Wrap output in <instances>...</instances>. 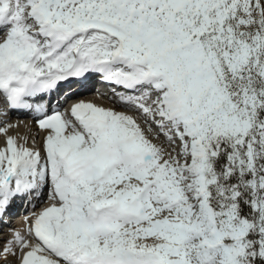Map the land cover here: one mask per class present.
I'll list each match as a JSON object with an SVG mask.
<instances>
[{"label": "snow or ice", "instance_id": "snow-or-ice-1", "mask_svg": "<svg viewBox=\"0 0 264 264\" xmlns=\"http://www.w3.org/2000/svg\"><path fill=\"white\" fill-rule=\"evenodd\" d=\"M46 189L0 264H264V0H0V225Z\"/></svg>", "mask_w": 264, "mask_h": 264}, {"label": "bare ground", "instance_id": "bare-ground-1", "mask_svg": "<svg viewBox=\"0 0 264 264\" xmlns=\"http://www.w3.org/2000/svg\"><path fill=\"white\" fill-rule=\"evenodd\" d=\"M75 85L77 86L78 84H75ZM67 90H68V88L65 87L63 92H61L59 95H62ZM74 98H75L74 101L81 100V99H83V100H93L94 102L100 103V104H104L105 106H113L111 104L110 100H109V97L105 93L97 92L96 90H92V89L84 90V91L76 94L74 96ZM116 107L118 108V110H122V109H119V105H116ZM30 117H31L30 114L29 115L24 114V115H19V117L12 118L11 120L13 122H17L18 121V122L21 123L20 131L22 133L26 132L28 130V128H30L32 134H35L37 132L36 124H35L33 119H30ZM25 126H27V127H25ZM38 143H39V140H38ZM47 197H48V191L46 189L44 191V193L41 195V197L39 199V202L36 205L35 210H39L40 208L46 206ZM31 211H33V210L32 209H27L26 211H24L23 215H22V219L20 220V222L18 224H15L13 222L12 223L6 222L3 225L2 231H0V236H6L8 234V232H9L10 228H18V227H20L22 225V223H23L24 216H26Z\"/></svg>", "mask_w": 264, "mask_h": 264}]
</instances>
